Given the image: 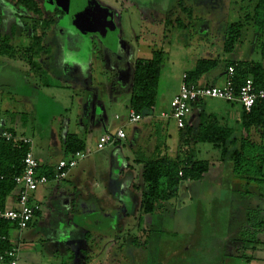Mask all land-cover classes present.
<instances>
[{"label":"rangeland","instance_id":"rangeland-1","mask_svg":"<svg viewBox=\"0 0 264 264\" xmlns=\"http://www.w3.org/2000/svg\"><path fill=\"white\" fill-rule=\"evenodd\" d=\"M154 1L153 5H150L151 2H149L150 6H146L149 7L148 9L142 10V7H137L136 10L132 9V13H120L121 15L117 13L121 21L119 22L118 20L115 22L109 30L117 41H123V44L127 45L128 52L131 46L133 49L135 48L136 53L133 60L131 59L132 62H135L138 58L139 60H148L153 55H157L159 52L162 53L161 76L155 102V109L157 112L161 108L167 107V110L169 109L170 98L176 93L178 87H180L179 85L181 84L183 74L191 72L198 59L208 57L220 59V65L211 72L213 75L223 71L224 62L235 59H247V57H249L248 54H252V47L256 43L257 34L254 22V11L259 0H170V9L174 6L177 7V4L180 5L177 9L174 7V9H176L175 11H173V9L171 10L172 15L170 16H173L171 18L166 17L168 14L166 15L163 8L156 7L162 0ZM262 1L264 3V0ZM49 2L50 1L46 3ZM37 4L41 8L42 5L40 4V0H37ZM117 5L120 4L117 3ZM181 6L186 10L184 11L185 15H183L184 13L181 11ZM178 9H180V11ZM61 10L65 11L64 9ZM138 10L143 13V16ZM1 13L2 15L5 14L2 11ZM86 14H88L86 9L85 11H82V9L78 11V15H81L83 19H86ZM31 18L34 22V16H31ZM68 18H72V15L69 14ZM262 19L264 21V10ZM176 21H181L183 24L177 26L178 24ZM26 22L31 24L28 20H26ZM232 23H241V25H243V30L240 43L238 42L235 45L234 51L231 54H225L222 50L221 37L223 35V29L225 30ZM30 26L34 28L32 25ZM34 31L37 35L38 31ZM24 34L27 33L24 31ZM50 37L56 38V34L52 32ZM135 37H139L137 42ZM62 40V44L59 43L56 46V43H52L54 48L52 51L49 49L48 53L50 52L52 56V52L56 51V53L64 55L65 49L60 50V48L65 47V44H67L73 50L72 56L75 59V63L78 64L77 71L85 70L84 64L87 62V47L92 45L97 50H100L101 47V44L95 41L93 42L92 40L90 45V42H88L83 46L82 38H80L78 42L73 39L68 41L64 35ZM20 42L21 45L27 44V42ZM54 42H56V39H54ZM47 45H50V43H43L44 47ZM83 47L85 49L84 54H82ZM60 51L63 52L60 53ZM50 55L44 54L42 57L48 60L49 63L51 59ZM252 55L253 58H257L256 55ZM88 60L90 61L88 82H81L84 81V78H82V76L80 77V75H78L79 78H72V82L70 80H65V66L62 68H55V70L53 69L52 73L49 71L50 67L47 63L38 64V67L36 66L35 70L29 73L30 75L32 74V79L38 77L36 81L44 79L50 80L49 83L51 88L56 85L65 86V82H67L69 86H72L70 90L79 89V92L82 90L90 91L83 96L80 95L81 98H73V109L76 114L79 112L81 118L86 116L83 108L85 95L88 94L86 95V99L90 97L96 98L98 95L99 99L106 105L109 125H121L125 134L128 136L127 140H122L119 145L112 149L121 151L120 156L123 162L122 159L117 158V155H111L108 158L105 157L103 153H98L93 156L96 152H92L89 158L94 161L93 166L95 167L96 177L93 178V181L89 180L90 176L89 178L88 176L83 177L84 182L90 181L92 183L91 188L97 193V197L101 201H99V204L103 209L113 207L114 210L111 209L110 211H114L113 214L118 215L120 209L124 211V206L126 205L125 211L128 215L121 221L122 225L120 229L118 228V231H120L116 235L118 243L116 242V250L112 253L114 255L106 256L105 253H103L101 254L102 257L99 256V259L105 264H126L127 259L120 254V251L123 250L126 242L129 244L133 242L131 238H137L138 244L140 245L138 247L139 251L136 252L137 256L135 257L134 264H176V259L181 261L184 259L187 264H200L202 260H205L202 256L207 255L208 251L214 248L212 246L215 242H211L210 240L213 239L216 242L221 241L227 234L229 228H231V222L239 217L243 202L244 204L248 203L246 207H248L250 211L256 206H260L262 209L264 208V198L262 202H258L255 195L254 197H250L248 194H243V191L234 193V187L232 189L233 192L229 191L230 194H224L225 192H212V189H209L210 186L215 184L220 186L226 183L232 185L233 180L236 179L232 175L230 166L226 164L220 182H208L210 180L209 178L200 182H182L178 186L177 196L167 201V203H162L165 208H157V211H155L153 215L155 219H153L151 223L154 225V222H156L157 225L149 228L148 218L144 216L141 217L139 213L135 211L131 200L134 199L135 202H138L141 199L140 194L143 189L142 180L140 178L141 165L135 164L132 160L135 161L137 157L143 155L145 146H151L150 141H148L149 138L144 136L147 132L152 130L151 125L142 121L137 124H128L129 96L126 92L119 91V88L114 90L115 74H119V72L111 68V66H108L99 56H94L93 59L88 58ZM223 81H225V78ZM41 93V96L31 99V106L34 107L35 113H27L25 105L19 107L17 104H14L16 110L18 109V111L20 110L26 113L25 116H23V123L16 126L15 131L19 135L25 134L32 138L36 153L46 154L47 149H49L47 158L57 162L58 159H60L58 156L59 149L56 147V140L53 139L54 136L52 133L54 130H52V128L56 129L57 125L61 124L58 119L52 120L51 116L58 115L59 113L62 114V105L65 104V90H57L56 93V90L53 88L49 91L43 90ZM76 93L79 94L78 91H76ZM110 94H114L112 99H110ZM201 107L205 113H214L218 115V117H222L229 126H234V128H236L235 120L237 119L236 121H239L241 115V110L238 105L227 103L224 100L205 99ZM115 115L119 117V120L113 118ZM156 115H158V113ZM231 115L233 116L232 118L229 117ZM31 117L33 118L32 128L35 130H32L29 126ZM134 128L140 129L141 136L140 141L135 137L131 143L130 137ZM175 128V122L170 121L169 129H171L172 132L169 130V136H165V138L159 136L156 138L155 145L162 147L164 144L167 147V154L170 157H175L178 148L179 132ZM142 131H144V133H142ZM250 136L252 141L258 142L260 132L252 131ZM145 141H147V144H145ZM48 143H50L51 148H48ZM143 144H145V146H143ZM131 145L137 146H134V149H132ZM92 146V151H96V141L93 142ZM212 148L213 147L209 144L196 145V158L198 160L209 161L210 164L220 167L222 164L217 162L219 157L218 152ZM106 152H109V149H107ZM145 156L150 158L147 154H145ZM151 157H153L152 154ZM126 158H128V162L125 160ZM128 165L130 167L127 169ZM216 173V170H214V174ZM129 181L133 183L131 184L132 188L129 186L131 192H133V199L130 195L131 192L129 194V187H127ZM252 186L253 188L257 187L256 185ZM87 188H89V186H87ZM261 188L264 190V186ZM229 189L231 188L229 187L226 189L223 187L222 190L225 191ZM262 195L264 196V192ZM168 213H170V215H168ZM99 217H101L100 213L99 216L96 215V218ZM158 218H160V220H158ZM101 222L103 223V227H105L106 223L102 217ZM111 223L117 224L118 222L111 221ZM251 224L252 222L250 223V229L253 228ZM117 226L119 227V224ZM138 226H145L149 229L148 231L150 232L146 235H149L151 240H145L143 234L138 233ZM17 234V231L11 232V239L14 243L17 242L14 238ZM204 238L206 241H203ZM250 238L248 234L241 235V239L244 242L249 241ZM104 245H106L105 240H98L99 247ZM197 249L204 250L205 253L196 254L194 250ZM48 255L49 252L44 248V250H42V256L45 257V261L42 262L45 264H49L48 261H51L50 257H47ZM35 257L38 261H41L38 259V255ZM20 260L23 261L24 256H22ZM229 264H241V261L231 259Z\"/></svg>","mask_w":264,"mask_h":264},{"label":"crops","instance_id":"crops-1","mask_svg":"<svg viewBox=\"0 0 264 264\" xmlns=\"http://www.w3.org/2000/svg\"><path fill=\"white\" fill-rule=\"evenodd\" d=\"M81 7L82 11H85L86 9L88 11V14H86V19H83L81 15H78V11L75 10L76 12L74 11L73 16L77 18L76 26L83 30L93 32V30H95L93 28L99 26V22L95 21L89 8H87L84 4H82ZM26 20L31 22V15L27 16L26 14H22L21 16H19V13L10 14L7 11L6 14L2 15L0 39L7 38V40H9V42L13 46H25L27 48H30V42L32 39H34V37H36V34H34L30 23L26 22ZM24 31L27 34H24ZM91 40L92 39H89V45L91 44ZM20 41H23V43L27 42V44L21 45ZM56 45L58 44H55V46ZM66 45L67 44H65V47L60 48V50L65 49L64 55L58 54L56 53V51H54L52 52V56L50 55V52L48 53V50L51 49L52 51L54 45L50 44L46 47L43 46L45 55L49 54L51 59L48 63V60H45L44 57L37 58V64L47 63V65L50 67L49 71L52 73L53 69L55 70V68H62L63 66H65V80H70L72 82V78H79L78 75H80V77L82 76V78H84V81L81 82H88V74L90 72V61L88 60V58L93 59L94 56H99L108 64L109 58H111V53L109 52V50L112 47L113 53H116L113 54V56L120 55V57L124 59L123 61L125 66L124 70L116 69L119 74H115L114 90H116V88H119V91L126 92L130 97L132 88L133 66L135 63L132 62L131 59L133 60V57L135 56V48L133 49V47L131 46L129 53H127L126 51H124V49L127 47L126 44H102L100 50H97L92 45H90L86 49L87 62L86 64H84L85 70L80 71L78 69L79 71H77L78 64L75 63V59L72 56L73 50L71 47H69L68 45L67 47ZM109 45L111 46L109 47ZM252 48V54L256 55L257 58H253L252 54H248L249 57H247V59L245 58L239 61H255L260 63L264 69V60L260 58L258 52V44H255ZM84 50L85 49L83 47L82 54H84ZM105 50H107V52ZM62 52L63 51H60V53ZM112 66L113 67L111 68H117L115 64H112ZM31 71L32 69H30V67L25 61H23V59H21V57H7L5 55H0V128L12 131L16 135H19L15 131V128L16 126L23 123V116H25L26 113L21 112L20 110L18 111V109L16 110V108H14V104H17L19 107L25 105L26 112L32 114L35 113V111L34 107L31 106V99H35L37 98V96H41V92H43V90L49 91L50 89L54 88L56 90V93L57 90H65V104L62 105V114L59 113L58 115L51 116L52 120L58 119L61 124H58L56 129L52 128V130H54V132L52 131V134L54 136L53 139L56 140L55 144H57L56 147L59 149L58 156L60 157V159H58L57 162H59L63 158H66L67 156L64 153L63 145L68 135H74L77 138L81 139L85 143L86 149L91 151V154L92 152H96L95 154H93V156L97 155L98 153H103L104 156L108 158L111 155H117V158L122 159V157L120 156V150H112L114 147L119 145L121 141L114 146L112 145L106 147L102 151H92L93 142L96 141L97 143L101 135H103L104 133L115 135L117 130H123L121 125H109L106 105L102 100L99 99L98 95L97 97L95 96L96 98L90 97L88 99H86V95L88 94L85 95L83 100V108L86 116L81 118L79 112L76 114L75 110L73 109V98H79L80 95L83 96L85 93H89L90 91L82 90L83 92H79V89L70 90L72 86H69L67 82H65V86L56 85L51 88V85H47L50 84V80L44 79L36 81L38 77L36 79H32V74L30 75L29 73ZM224 76V72L213 75L212 73H210L209 75L204 77V81L207 85H221L224 82ZM178 90L170 98L169 104L172 98L177 94ZM76 91H78L79 94H77ZM51 97L54 98L53 96ZM112 97H114V94H110V99H112ZM163 111H167V107L161 108L158 112L154 107L152 113L148 117H145L142 121L144 123L150 124L152 128L150 132H147L144 135L149 138L148 141H150L151 144V146H145V144H147V141H145V144H143V146H145V152L143 149L144 156L145 154L149 155L150 157L151 154L153 155V146L156 144V138L159 137V135L165 137L169 136V130L170 132H172V130L169 129L170 121L162 120L158 115H156L157 113L159 114ZM200 111V106L192 107L191 112L186 119V124L197 126L198 113ZM210 114L216 115L214 113ZM229 117L232 118L233 116L231 115ZM113 118L115 120H119V117L116 115ZM30 120L31 122L29 126L32 128L33 118L31 117ZM236 120V128L232 126V128L235 130H237L239 125V121ZM175 129L179 132L177 127ZM32 130L35 129L32 128ZM142 133H144V131H142ZM19 136L27 137L32 141V138L26 136L25 134H20ZM140 136V129L134 128L133 133L130 137V142L132 143L135 137H137V140L140 141ZM127 138L128 136L127 134H125L124 140H127ZM179 141L180 134L178 145ZM131 146V148L134 149V146ZM48 148H51L50 143H48ZM107 149H109V152H106ZM48 152L49 149H47L46 154L36 153L32 142V154L36 162L40 166H45V168L51 169L57 164V162L47 158ZM125 160L128 162V158H126ZM132 162L134 161L132 160ZM93 165L94 161L90 160L88 156L75 169L69 172L67 178L64 181L59 184L51 183L47 186L40 187L33 194V200L39 205L40 208L38 214L34 216L30 226L27 229L23 231L10 229L8 233L9 243L13 248H16L18 250V264H40L42 261H45V257L42 256V250H44V248L49 252V255L47 256L48 258L50 257L51 260L50 262L48 261L49 264H102L104 262L99 259V256H101V254L105 253L106 256L114 255L112 253L116 250L118 243L116 235L120 231H118V228L120 229V226L122 225L121 221H123L124 218L128 216L127 212L125 211L126 205L124 206V211L120 209L118 215H114V211H110L111 209H113V207H110L108 209L102 208V206L99 204L100 200L97 197V193H95L93 191V188H91L92 183L90 181L84 182L83 180V177L85 176H88V178L90 176L89 180L92 181L93 178L96 177V171ZM128 167L130 166L128 165L127 169ZM220 167L213 165L207 175L204 176L202 181L209 178L210 180L208 182H220L224 174L223 169L225 168V164H222V166ZM214 170H216V174H214ZM131 184L133 183L129 181L127 187L131 186ZM87 186H89V188H87ZM217 186V184L212 185L209 187V189H212V192L214 193L225 192L224 194H230L229 191L233 192L232 189L234 187V193L243 191V194H248V196L250 197H254L255 195V198L258 202H262V199L264 198V196L262 195L264 190H262L261 187L257 186L253 188L252 185H246L238 179H234L232 185L226 183L224 185H220L218 187ZM223 187H225L226 189L230 187L231 189L223 191ZM131 188L129 187V194L131 192ZM249 192L254 194H251ZM17 195L18 193L14 192L6 198L3 204L5 210L16 209ZM130 195L133 199V192H131ZM131 201L134 205L135 211H137L140 215L139 201L135 202L134 199ZM247 204H244L243 202V206H241L240 208L241 211L239 217L231 222V228H229L227 234L221 239L220 242H216L213 239L210 240L211 242H215L212 246L214 248L209 250L207 255L202 256L205 260H202L200 264H229L231 259L241 261V264H264V234L260 231L259 228H256L257 225L255 223L251 224V227L253 228L250 229V223L255 220H253V218L251 220L248 219L247 215L250 210L248 207H246ZM254 208H258V206L253 207L252 209ZM99 213L105 220V227H103L102 225L103 223L101 222V217L96 218V215L99 216ZM153 219H155V217L153 218V216L148 218L150 227L157 225L156 222H154V225L151 224L153 222ZM158 220H160V218H158ZM111 221H116L118 223L112 224ZM118 224L119 227L117 226ZM140 227L138 228V230H141ZM14 231L18 232L17 236L14 237L15 241H17L15 243L12 242L11 239V232ZM244 234H248L251 237L249 241L244 242L241 239V235ZM98 240H105L106 245L99 247ZM203 241H206V239L204 238ZM125 244L126 247L123 248L122 251H120V254L125 256V258L127 259L126 264H134L135 257L137 256L136 250L131 245H129L128 242H126ZM128 245L130 246L129 248L127 247ZM194 251L196 254L205 253L204 250L199 249ZM36 255L39 256L38 259H40L41 261L37 260V258L35 257ZM22 256H24L23 261L20 260ZM176 260V264H187L184 259H182V261L179 259ZM41 264L45 263L42 262Z\"/></svg>","mask_w":264,"mask_h":264},{"label":"trees","instance_id":"trees-1","mask_svg":"<svg viewBox=\"0 0 264 264\" xmlns=\"http://www.w3.org/2000/svg\"><path fill=\"white\" fill-rule=\"evenodd\" d=\"M177 7L179 8L180 5L177 4ZM0 8V26L2 22L1 11L5 14L7 11L10 14L19 13V16L22 14H26L27 16H35L38 14L35 0H0ZM178 10L180 11V9ZM263 10L264 3L262 0H259L254 11V22L257 33L255 44H258V52L262 60H264ZM181 11L184 13L186 10L181 6ZM183 15H185V13ZM176 23L178 24H176L177 26L183 24L181 21H176ZM242 30L243 25H241V23H232L225 30L223 29L221 44L222 50L225 54H231L234 51L235 45L238 42L240 43ZM46 35L47 29H39L36 37L30 42V48L25 46H13L7 38L0 39V55H5L7 57L19 56L27 63L30 69L35 70L38 65L36 59L45 54L43 39ZM138 39L139 37H137V40ZM162 61V53L160 52L157 53V55H153L148 60H139V58L135 60L128 110L132 109L135 113L139 114L142 117L141 121H143L145 117H148L155 107ZM219 65V58H200L196 61L195 67L191 72L183 74L185 78L182 79L181 83L185 82L188 85H196L200 88H222L225 81L219 86L207 85L204 81V77L209 75ZM229 68H232L234 71L232 82L235 88V94L238 93L239 89L248 79H251L257 90L263 88L264 69L260 63L248 60H232L224 62L222 72L225 73V79H227ZM47 85L49 86L50 84ZM204 100L194 104L192 107H201ZM171 102L167 111L158 114L162 120L173 121L170 118L164 119L161 117V114L170 115ZM240 108L241 115L237 130L226 124L222 117L205 113L201 107V111L198 113L197 126L186 124L187 116L185 119V127L182 129L177 128L180 134V141L175 157L168 156L167 147L164 144L162 147L158 145L153 147V157L148 158L144 155L137 157L134 163L141 165L140 178L143 186L140 194L141 199L139 201L141 217H152L155 211H157V208H165L162 203H167V201L177 196L178 186L182 182H200L203 180L204 176L207 175L213 164H210L209 161L198 160L196 158L197 151L195 147L198 144L211 145L213 147L212 149L218 152L219 157L217 162L225 165L228 164L232 175L236 179L242 181V183L246 185L264 186V100H257L249 112L244 111L241 106ZM3 130L12 133L17 137H24L16 135L9 130ZM253 130L255 132H260L258 142L252 141L250 135ZM117 143L119 142H116L115 144ZM63 146L64 153L68 157L77 152H83L86 150L85 143L74 135H68ZM26 152L27 148L16 149L9 143H0V210H5L3 204L9 195L14 192H19L13 178L21 174L22 160L25 157ZM67 156L62 160L67 159ZM84 160L78 162L73 169ZM55 166L51 169H47L45 166H40L38 164V173L51 180L55 172ZM71 170L67 172L65 178L59 181V183L67 178ZM249 212L247 215L248 219L251 220L253 218L255 221H252V223H255L257 225L256 228H259L261 232H264V208L261 209L258 207ZM36 214H38V212ZM139 227L140 226H138V228ZM148 227L150 228L149 223ZM140 228L141 230H138V233H142L145 240H150V236L146 235L150 232L148 231L149 229L145 226ZM10 229L11 228L7 222L0 223V254L13 248L9 243L8 237ZM131 239L133 242L129 245L138 252V247L140 245L138 244V239ZM129 245L127 246L128 248L130 247Z\"/></svg>","mask_w":264,"mask_h":264},{"label":"built area","instance_id":"built-area-1","mask_svg":"<svg viewBox=\"0 0 264 264\" xmlns=\"http://www.w3.org/2000/svg\"><path fill=\"white\" fill-rule=\"evenodd\" d=\"M233 72L232 68L228 69L227 79H225L222 88H200L196 85H188L185 82L181 83L177 95L171 102L170 115L161 114V117L164 119L170 118L175 122L178 129H182L185 127V119L190 114L191 107L207 98L236 103L244 111L249 112L257 100H264V86L257 90L251 79H248L238 93L235 94L232 82ZM184 78L183 75L182 79ZM141 120L142 117L139 114L132 109L128 110V124H137ZM124 139L125 133L122 129L117 130L115 135L104 133L96 143V151H102ZM4 142L13 145L16 149L27 148L26 155L22 160V172L19 176L13 178L16 187L19 189L16 199L17 207L14 210H0V223L7 222L11 229L23 231L29 227L34 216L40 210L39 205L33 200V193L38 188L48 184H58L59 181L65 178L67 172L73 169L78 162L86 159L91 151L86 149L59 161L55 166L53 178L49 180L46 176L38 173V163L33 158L32 142L29 138L17 137L0 128V143ZM17 253L16 248H11L0 254V264H18Z\"/></svg>","mask_w":264,"mask_h":264},{"label":"flooded vegetation","instance_id":"flooded-vegetation-1","mask_svg":"<svg viewBox=\"0 0 264 264\" xmlns=\"http://www.w3.org/2000/svg\"><path fill=\"white\" fill-rule=\"evenodd\" d=\"M86 1L89 3H91V1H92L91 4L98 6L102 11V16H103L102 22L100 21L99 26H96L93 28V29H95V30H93V32L83 30V29L76 26L77 18L75 16H73V13L75 10L79 11V9L82 8L81 5L84 4L82 2V0H70L69 1V8H68L67 12L62 11L56 5L57 3L53 0H51L49 3H47L48 7L50 9L45 8V3H44L45 1H43V0H40V4L42 5L40 8L39 5L37 4V0H36L35 2L37 4L38 14L34 16V20H35L34 22H33V19L31 18L32 20H31L30 25H32L34 27V28L31 27V28L33 29V31L34 30L39 31V29L40 30L47 29V35L44 36V39H43V43L46 42L47 44L48 43H50V44H52V43L62 44L61 40H62V37L64 35H65V38L68 39V41L70 39H73V40H76L78 42L79 39L82 38L83 44H87L89 42L88 41L89 38L92 39L93 42L95 41L96 43H99V44H123V41H117L116 38L111 34V32L109 30L115 22H117L118 20H119V22L121 21V18H118L117 13H119V14L120 13H130L132 11V9L136 10L137 7H142V10L148 9L149 7H146V6L153 5L155 2L154 0H115V1L114 0H86ZM169 1L170 0H162L160 2V4L157 5L156 7L163 8V10L166 12V15L168 14V16H166V17L171 18V17H173V16H170V15H172L171 10L173 9V11H175L176 9H174L175 6L172 9H170L171 5H170ZM115 2L119 3L120 5H117V3H115ZM149 2H151L150 5H149ZM113 5H115V6H113ZM114 12H116V13H114ZM138 12H141V11L138 10ZM69 14L72 15V18H70V19L68 18ZM141 15L143 16V13ZM52 32H54V34H56V38L50 37V34ZM34 33H35V31H34ZM54 39H56V42H54ZM133 39H134V37H133ZM135 40H136V42L138 41L137 37H135ZM65 42L67 43L66 40H65ZM110 46L111 45H109V47ZM127 49L128 48L126 47L124 49V51L129 53ZM105 51L107 52V50H105ZM109 52L111 53V58H109L108 66H110V64H111V67H113L112 64H115L116 60L118 62H121L122 65L124 66V61H123L124 59L122 57H120V55L113 56V54H116V53H113L112 47L109 50ZM109 57H110V55H109ZM112 60H113V62H112ZM116 69L124 70L125 66L123 69H121L117 66V68H115V70Z\"/></svg>","mask_w":264,"mask_h":264},{"label":"water","instance_id":"water-1","mask_svg":"<svg viewBox=\"0 0 264 264\" xmlns=\"http://www.w3.org/2000/svg\"><path fill=\"white\" fill-rule=\"evenodd\" d=\"M43 1H45V2H44V3H45V8L50 9V8L48 7V4H47L46 2L51 1V0H43ZM53 1H55V2L57 3L56 5H57L60 9H64L65 12L68 11V8H69V1H70V0H53ZM82 2H83L84 5H85L87 8H89V10L92 12V15H93L95 21H96V22H100V21L102 22V11H101V9H100L98 6H96V5H94V4H91V3L87 2L86 0H82ZM97 7H98V8H97ZM95 8H96V9H95ZM115 64H116L119 68H121V69L124 68V66L122 65V63H121V62H118L117 60L115 61Z\"/></svg>","mask_w":264,"mask_h":264}]
</instances>
